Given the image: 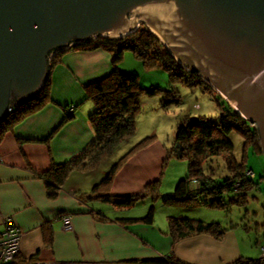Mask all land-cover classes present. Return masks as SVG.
<instances>
[{
    "label": "crops",
    "instance_id": "1",
    "mask_svg": "<svg viewBox=\"0 0 264 264\" xmlns=\"http://www.w3.org/2000/svg\"><path fill=\"white\" fill-rule=\"evenodd\" d=\"M112 70L104 50L68 51L50 71L51 103L1 140L0 227L9 219L20 232L13 264H144L169 254L189 264H231L241 257L259 260L264 246L260 230L255 244L247 226L245 233L227 228L221 240L203 234L173 244L165 235L167 219L185 217L182 211L167 209L158 223L154 216L149 225H121L116 220L138 218L137 214L98 200L79 201L76 194L90 193L111 167L99 176L91 171L72 172L58 195L48 198L45 182L36 173L46 172L51 163L69 161L89 146L94 133L88 118L95 106L87 99L85 86ZM67 113L73 118L60 126ZM166 155L159 145L140 150L116 173L109 193L120 197L142 194L147 184L160 180ZM205 214L195 217L210 221ZM62 215L70 216L71 231L61 228Z\"/></svg>",
    "mask_w": 264,
    "mask_h": 264
},
{
    "label": "water",
    "instance_id": "2",
    "mask_svg": "<svg viewBox=\"0 0 264 264\" xmlns=\"http://www.w3.org/2000/svg\"><path fill=\"white\" fill-rule=\"evenodd\" d=\"M141 25L254 124L264 155V0H0V124L40 92L54 53Z\"/></svg>",
    "mask_w": 264,
    "mask_h": 264
},
{
    "label": "trees",
    "instance_id": "3",
    "mask_svg": "<svg viewBox=\"0 0 264 264\" xmlns=\"http://www.w3.org/2000/svg\"><path fill=\"white\" fill-rule=\"evenodd\" d=\"M95 49L104 50L111 56L113 70L105 78L85 86L87 99L92 101L95 106L93 113L88 118L94 138L81 154L62 164L51 163L46 172L36 173V176L45 182L48 198L54 199L58 195L70 173H86L97 169L106 158L112 155L121 141L134 134L135 117L140 109L139 98L141 95L157 96L165 93L166 97L160 100L162 108H167L169 104L180 101L179 92L176 90L167 92L159 88L145 90L139 87L136 74H122L116 67V63L121 60L125 51H130L137 60L142 62L145 69L166 71L170 84L180 83L187 87L199 86L214 98L220 111L216 124L203 126L196 119L186 117L177 126L175 144L178 143L181 147L180 158L185 157L188 160L187 175L177 183L172 194L163 198V203L187 208L202 206L216 209H227L246 203V192L254 186V183L251 180L252 176L247 174L244 165L236 162L233 145L228 135L231 131L239 132L245 139V147L251 145L254 152L262 154L256 130L248 126V123L244 122L224 99L214 93L196 72L185 71L169 54L156 35L145 26H140L135 32L123 38L98 37L91 42L76 44L68 50L56 52L49 59V73L40 92L31 101L12 109L0 124V142L4 135L11 132L16 125L51 103L50 71L52 67L61 62L66 52ZM223 104L226 107H223ZM72 118V114L67 113L62 125ZM149 142L150 138H147L133 147L112 165L104 178L93 187L90 193H77V199L81 202L98 200L112 204L121 210H131L138 204L137 202H143L149 196L152 200L158 198L159 195L155 191L160 180L147 184L144 192L140 195L120 197L109 193V187L116 173L130 157L147 147ZM217 156L223 159L227 172L221 182L205 173L203 169L205 162ZM153 219V207H150L145 216L122 218L116 222L121 225H149L152 224ZM257 227L264 229V222ZM226 232L227 228H223L216 222L209 223L186 217H168L165 235L169 236L174 244L185 238L203 234L221 240ZM142 263L189 264L176 259L172 254ZM262 263L264 260L261 258L253 260L241 257L231 264Z\"/></svg>",
    "mask_w": 264,
    "mask_h": 264
},
{
    "label": "rangeland",
    "instance_id": "4",
    "mask_svg": "<svg viewBox=\"0 0 264 264\" xmlns=\"http://www.w3.org/2000/svg\"><path fill=\"white\" fill-rule=\"evenodd\" d=\"M156 37L158 38L157 35ZM111 66L113 67L112 63ZM116 67L122 74H136L138 76L139 87L142 89L149 90L151 88H159L166 92L176 90L179 92L180 101L169 104L167 108H162L160 106V100L166 97L165 93L157 96L141 95L139 98L140 109L135 117L134 134L121 141L112 155L106 158L97 169L91 171L93 175L99 176V173L103 171V169L112 167L114 162H118L133 147L137 146V144L145 139L150 138V142L147 146L159 145L167 151V155L162 162L160 181L157 183L155 191L159 197L152 200L151 196H149L144 199V202H137L138 204H136L131 211L136 213L138 217L145 216L148 209L153 207L156 223H158L159 215L160 217L163 216L164 211L167 209L182 211L185 213L182 216H185L187 219H197L198 217L195 216L207 212L204 216L208 218L207 220H210L207 221L209 223L216 222L223 228L233 227L238 233H245V227H249L250 231L248 233L252 235H250V239L252 243L255 244L256 231L260 230L264 232L262 227H257L256 225L263 224L264 222V155L254 152L251 145L245 147L244 137L239 132L231 131L228 138L233 145L234 158L237 163L244 165L247 174L252 176L251 180L254 183V186L246 192L245 198L247 202L240 206L228 207L229 211H227L228 208H201V206L187 208L164 204L163 198L168 196V194H172L177 183L187 175V158H180L181 155L180 157H176L175 154V146L178 144H175L177 126L186 117L196 119L203 126L216 124L220 116L219 108L214 98L203 91L199 86L187 87L180 83L170 84L169 76L166 71L162 69H145L142 62L137 60L130 51H125L123 53L121 60L116 63ZM212 91L216 93L213 89ZM223 107H226V105ZM249 125L254 128V124ZM60 126H62V123ZM203 169L205 173L212 175L217 180L219 179V182L227 175L223 159L220 156L212 157L205 162L203 164ZM259 240L264 244V238L262 236ZM252 249L255 248L253 247ZM259 256H262L261 248Z\"/></svg>",
    "mask_w": 264,
    "mask_h": 264
},
{
    "label": "built area",
    "instance_id": "5",
    "mask_svg": "<svg viewBox=\"0 0 264 264\" xmlns=\"http://www.w3.org/2000/svg\"><path fill=\"white\" fill-rule=\"evenodd\" d=\"M61 228L65 231H71L70 216L64 215L61 218ZM20 232L14 227L9 219L2 221L0 227V264H13L19 249ZM264 260V247L261 248Z\"/></svg>",
    "mask_w": 264,
    "mask_h": 264
},
{
    "label": "bare ground",
    "instance_id": "6",
    "mask_svg": "<svg viewBox=\"0 0 264 264\" xmlns=\"http://www.w3.org/2000/svg\"><path fill=\"white\" fill-rule=\"evenodd\" d=\"M245 122V121H244ZM248 126H250L249 124H248Z\"/></svg>",
    "mask_w": 264,
    "mask_h": 264
}]
</instances>
